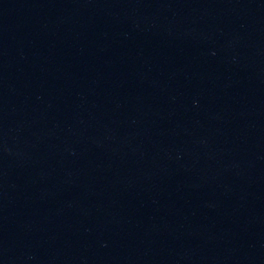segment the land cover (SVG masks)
Segmentation results:
<instances>
[{"label": "water", "instance_id": "1", "mask_svg": "<svg viewBox=\"0 0 264 264\" xmlns=\"http://www.w3.org/2000/svg\"><path fill=\"white\" fill-rule=\"evenodd\" d=\"M0 264H144L86 0H0Z\"/></svg>", "mask_w": 264, "mask_h": 264}]
</instances>
